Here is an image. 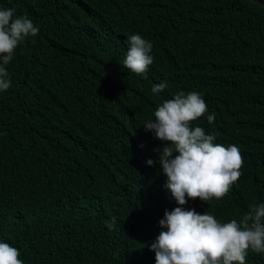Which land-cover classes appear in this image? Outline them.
Listing matches in <instances>:
<instances>
[{
    "label": "trees",
    "instance_id": "1",
    "mask_svg": "<svg viewBox=\"0 0 264 264\" xmlns=\"http://www.w3.org/2000/svg\"><path fill=\"white\" fill-rule=\"evenodd\" d=\"M0 8L39 28L16 49L6 66L11 87L0 93V242L24 264H156L159 221L179 205L156 151L165 143L144 125L181 90L207 104L195 124L244 159L225 198L184 209L228 222L264 203L263 6L0 0ZM133 34L153 45L146 78L123 65ZM246 264H264V254L249 252Z\"/></svg>",
    "mask_w": 264,
    "mask_h": 264
},
{
    "label": "clouds",
    "instance_id": "2",
    "mask_svg": "<svg viewBox=\"0 0 264 264\" xmlns=\"http://www.w3.org/2000/svg\"><path fill=\"white\" fill-rule=\"evenodd\" d=\"M38 33L39 28L27 16L16 15L15 9L0 8V93L11 87L6 66L12 62L16 49ZM152 48V43L141 35H131L124 67L137 76H145L154 62ZM166 87L161 83L151 91L161 93ZM207 111L199 92L181 90L158 105L154 119L145 122V131L165 143L156 151L167 177L165 187L179 205L165 211L159 221L165 230L151 244L156 264H246L249 252L264 254V203L253 201L239 220L228 222H221L208 211L199 214L183 207L189 200H222L242 175L244 159L239 147L217 143L215 132L207 133L195 124ZM214 115H207L209 125L213 124ZM147 164L152 166L153 161L149 159ZM105 224L113 228L115 218ZM0 264L24 262L17 248L0 242Z\"/></svg>",
    "mask_w": 264,
    "mask_h": 264
},
{
    "label": "water",
    "instance_id": "3",
    "mask_svg": "<svg viewBox=\"0 0 264 264\" xmlns=\"http://www.w3.org/2000/svg\"><path fill=\"white\" fill-rule=\"evenodd\" d=\"M250 1H252V2H254V3H256V4H259V5H261V6L264 7V2H262V1H260V0H250Z\"/></svg>",
    "mask_w": 264,
    "mask_h": 264
}]
</instances>
